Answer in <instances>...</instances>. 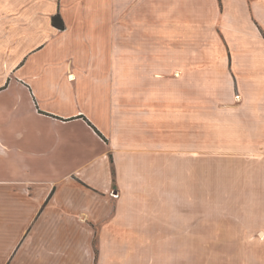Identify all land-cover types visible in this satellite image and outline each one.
<instances>
[{"label": "crops", "instance_id": "0c3cea01", "mask_svg": "<svg viewBox=\"0 0 264 264\" xmlns=\"http://www.w3.org/2000/svg\"><path fill=\"white\" fill-rule=\"evenodd\" d=\"M4 160L0 264H264V0H0Z\"/></svg>", "mask_w": 264, "mask_h": 264}, {"label": "rangeland", "instance_id": "374dc122", "mask_svg": "<svg viewBox=\"0 0 264 264\" xmlns=\"http://www.w3.org/2000/svg\"><path fill=\"white\" fill-rule=\"evenodd\" d=\"M3 166H4V168H3ZM0 168L4 169V176L2 175V173H3V171H2V173L0 174V177H2V176L3 177H12L14 175V173H12L14 171V167H13V164L11 162H8L6 160L0 161ZM9 168H10V173H8ZM20 174H21V176H24V174H26L25 170L23 172H21ZM27 176H28V174H27ZM29 178H33V179H39L40 178L41 179V176L35 172L34 174H30ZM4 203L6 206H14L13 205L14 201L11 200L10 198H6ZM213 205H214V209H217V207H220L219 202H213ZM7 222H9V221H7ZM15 229H16V226L11 225V226H9V228H8V226H5L4 233L0 232V242L5 241V243H6L8 241L9 244L11 242H13L17 236V232L14 231ZM96 235H97V233L95 232L94 241L96 240ZM16 242H17V240H16Z\"/></svg>", "mask_w": 264, "mask_h": 264}, {"label": "trees", "instance_id": "16d2710c", "mask_svg": "<svg viewBox=\"0 0 264 264\" xmlns=\"http://www.w3.org/2000/svg\"><path fill=\"white\" fill-rule=\"evenodd\" d=\"M53 23L58 27V28H63L62 21L60 20V17L58 15L53 17Z\"/></svg>", "mask_w": 264, "mask_h": 264}, {"label": "built area", "instance_id": "2783aa9c", "mask_svg": "<svg viewBox=\"0 0 264 264\" xmlns=\"http://www.w3.org/2000/svg\"><path fill=\"white\" fill-rule=\"evenodd\" d=\"M112 195H113L114 197H118V192H116V191H112Z\"/></svg>", "mask_w": 264, "mask_h": 264}]
</instances>
